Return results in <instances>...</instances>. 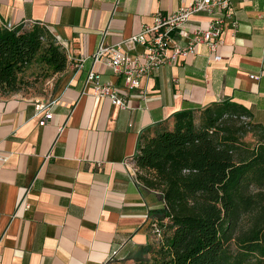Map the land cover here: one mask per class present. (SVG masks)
I'll return each mask as SVG.
<instances>
[{
    "label": "crops",
    "instance_id": "crops-1",
    "mask_svg": "<svg viewBox=\"0 0 264 264\" xmlns=\"http://www.w3.org/2000/svg\"><path fill=\"white\" fill-rule=\"evenodd\" d=\"M233 4L239 27L226 30L221 60L201 45L129 92L92 55L102 41L121 43L158 12L176 11L181 0H0L3 22L45 25L68 55L44 92L27 86L0 95V264H141L155 255L158 226L150 211L163 200L141 182V170L130 169L141 136L173 129L179 110L226 99L264 127V0ZM208 19L197 15L193 23L204 27ZM123 48L142 49L128 42ZM91 70L120 87L127 108L94 95ZM48 111L53 117L41 125Z\"/></svg>",
    "mask_w": 264,
    "mask_h": 264
},
{
    "label": "trees",
    "instance_id": "trees-1",
    "mask_svg": "<svg viewBox=\"0 0 264 264\" xmlns=\"http://www.w3.org/2000/svg\"><path fill=\"white\" fill-rule=\"evenodd\" d=\"M67 64L66 50L45 25L9 29L0 21V95ZM250 116L226 99L179 110L173 129L141 136L138 177L163 200L150 211L162 230L153 248L159 264H264V127ZM249 133L257 137L254 147L245 140Z\"/></svg>",
    "mask_w": 264,
    "mask_h": 264
},
{
    "label": "built area",
    "instance_id": "built-area-1",
    "mask_svg": "<svg viewBox=\"0 0 264 264\" xmlns=\"http://www.w3.org/2000/svg\"><path fill=\"white\" fill-rule=\"evenodd\" d=\"M201 14L209 18L204 27L193 23V18ZM0 21L9 29L15 27L12 22H3L1 18ZM238 27L239 21L233 0H181V5L176 11L158 12L152 24H145L140 32L129 39L115 45L102 41L92 57L96 62L103 59L116 76L124 79L126 89L131 92L140 88L145 77L162 67L175 65L179 60L197 54L201 45L208 47L215 60H221L222 56L217 52L224 43L226 30L230 28L237 32ZM58 42L60 43L59 40ZM127 42L142 49L135 52L124 50L123 44ZM60 44L66 49L64 44ZM87 58L85 55L79 57V66L82 67ZM87 83L93 86L95 96L108 98L117 107H128L127 95L121 92L116 83L103 81L99 72L91 70ZM45 107L43 102L39 104V108ZM52 117L53 113L48 111L40 124L46 125ZM244 119L247 120L246 117ZM130 169L135 175L140 172L137 164L132 165ZM27 207L30 205L27 204ZM156 234L162 238V230L159 227H156ZM117 254L118 251L112 253L109 263L115 261Z\"/></svg>",
    "mask_w": 264,
    "mask_h": 264
},
{
    "label": "rangeland",
    "instance_id": "rangeland-1",
    "mask_svg": "<svg viewBox=\"0 0 264 264\" xmlns=\"http://www.w3.org/2000/svg\"><path fill=\"white\" fill-rule=\"evenodd\" d=\"M49 79V78H48ZM42 80V82H40V80H38L37 82L33 83L31 86L33 87V89H35L36 87L39 88V90H41L42 92H44V87H47V80ZM27 89V88H26ZM46 93V92H45ZM245 140L252 146L254 147L257 144V137H255L254 135H252L251 133H249L246 137ZM254 189V188H253ZM164 231V229H163ZM159 240L156 241V246L158 247L161 242H162V238H160L158 236ZM142 264H159V258L155 257V255H153V257L148 258L146 261H142Z\"/></svg>",
    "mask_w": 264,
    "mask_h": 264
}]
</instances>
